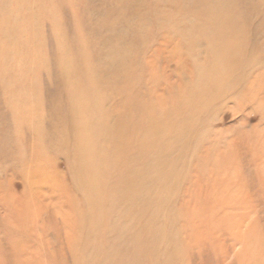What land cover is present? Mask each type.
<instances>
[{
	"label": "rangeland",
	"instance_id": "obj_1",
	"mask_svg": "<svg viewBox=\"0 0 264 264\" xmlns=\"http://www.w3.org/2000/svg\"><path fill=\"white\" fill-rule=\"evenodd\" d=\"M0 264H264V0H0Z\"/></svg>",
	"mask_w": 264,
	"mask_h": 264
},
{
	"label": "bare ground",
	"instance_id": "obj_2",
	"mask_svg": "<svg viewBox=\"0 0 264 264\" xmlns=\"http://www.w3.org/2000/svg\"><path fill=\"white\" fill-rule=\"evenodd\" d=\"M209 24H210V28H209L208 32L215 30L216 27H219V24L216 23V22H212V21H210ZM232 36L234 37L235 35L233 34ZM232 43L234 44V42H233V38H232V42H231V44L228 45L227 48H229V49H230V47L232 48ZM235 46H237L238 50H241L242 47H243V44H242V46H241L240 44H236V45H234V48H235ZM234 48H233L232 50H230V51H229V50L226 51V49H224V54H225L226 56H228L229 58H230V57L233 58V56H234V52H233ZM235 50H236V49H235ZM229 64H230L231 67L237 65V62L235 61V58H234L233 60L231 59V62H229Z\"/></svg>",
	"mask_w": 264,
	"mask_h": 264
}]
</instances>
